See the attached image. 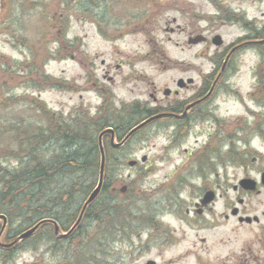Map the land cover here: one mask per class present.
Wrapping results in <instances>:
<instances>
[{
  "label": "flooded vegetation",
  "instance_id": "1",
  "mask_svg": "<svg viewBox=\"0 0 264 264\" xmlns=\"http://www.w3.org/2000/svg\"><path fill=\"white\" fill-rule=\"evenodd\" d=\"M160 1L90 0V17L99 19L105 10L113 11V5L123 4L124 8L118 13L119 19H140L147 13L143 8L144 3L160 8ZM205 1L217 8L219 13L223 12L224 16L232 17L225 22L228 20L231 22L229 24H238V15L224 10L222 2ZM94 2L100 5L96 7ZM164 2L174 3L179 0ZM7 4V0H4L3 6L10 10ZM125 5H130V9H126ZM3 6L0 10L2 8L4 11ZM132 10L135 13L129 14ZM155 18L152 15L136 31L150 33L155 28ZM172 23L176 24L175 18ZM242 23H245L243 27L247 30L243 38L229 44L221 38V45L216 47L213 43L215 36L211 37L209 44L215 47V51L209 58L208 72L190 77L186 75L189 73L187 70H179L180 76L169 75L163 83L147 81L145 91L142 90L147 99L124 101L116 97L108 87L114 86L117 78L129 83L149 80L134 69L125 70L126 67L134 66L129 61L110 64L100 60L101 81L97 79L98 70L94 61L90 62L91 87L100 94L101 99L96 112L98 115L108 112L113 117L108 125L114 131V145L110 135H105L104 138L108 136L109 144L116 154L121 155L128 143L139 135H134L122 147H117L125 134L137 124L153 117L143 129L151 130L156 148L159 140L163 143L156 150L155 163L159 161V164H163L162 168L170 169L163 175V179L167 181L165 190L164 186L155 190L157 194L160 193L155 206L163 207L172 219L169 233L174 242L184 240L187 232L193 233L191 243L195 252H182L181 257L177 256L178 260L183 258L188 261L193 256L190 264H264V76L254 74L250 90L244 93L252 102V107L237 100L242 106L244 117L236 118L232 123L222 116L219 107L222 96H241L240 91L233 86V79L239 68L236 58L248 52L260 53V48H264V42L259 43L264 38H255L256 31L264 32V24L257 29L254 20H242ZM92 24L100 33L99 24L96 21ZM166 30L173 33L180 30V26L176 25L175 30ZM195 31L196 29L191 32ZM202 40L201 36L196 35L194 38L190 36L188 42L199 43ZM158 63L156 67L162 70V74H166L173 71L175 61L165 59ZM191 139L193 141L189 142ZM148 163L149 160L142 163V168L148 166ZM111 173L110 185L103 186L97 198L83 213L80 224L72 231L92 189L86 193L81 188L32 190V195L40 194L38 200L43 203L44 209L57 210L66 207V216L44 217L52 219L53 222L45 221L29 238L14 243L10 248H0V264H19L15 256L21 255L23 249H31L34 259H38L39 263L35 261L33 264H49L46 259L49 253L57 257L54 264H93L90 258L93 252L88 243L85 245L90 249L89 252L74 254L75 252L70 253L67 250L70 244L84 236V224L94 220L93 210L102 199L128 201L131 198L129 187L125 194L118 192L117 185L123 182L122 175L115 171ZM246 180L250 183L246 184ZM79 193L84 194L79 197ZM55 225L58 227L57 235ZM65 234V237L56 238ZM85 237L83 238L90 241V237ZM15 238V235H11L9 241L1 242L11 244ZM36 243H49V247L45 253L36 252Z\"/></svg>",
  "mask_w": 264,
  "mask_h": 264
},
{
  "label": "rangeland",
  "instance_id": "2",
  "mask_svg": "<svg viewBox=\"0 0 264 264\" xmlns=\"http://www.w3.org/2000/svg\"><path fill=\"white\" fill-rule=\"evenodd\" d=\"M3 1L0 0V7L3 6ZM81 1L65 0L63 3L61 0H7L10 10L6 9L7 6H3L4 11L1 8L0 70L5 71V74H2L5 77L0 80L3 85L0 88V156H6L2 153L6 152L5 144L12 133L5 121L8 117L13 119V114L22 110V96L28 100L38 99L46 106L47 111L64 119L79 110L96 112L101 99L100 94L91 87V61H94L98 70L97 79L100 81V60L110 64L120 61L132 63L133 68L126 67L125 70L134 69L149 80L129 83L117 78L116 84L108 87L116 97L124 101H133L136 98L143 100L148 98L142 94L147 81L163 83L169 75L180 76L179 70H187L189 73L186 75L190 77L208 72L209 58L215 51V47L209 44L211 37L219 35L229 44L246 36L247 30L243 27L245 23H242V20H254L257 29L264 24V0H218L222 2L224 10L238 15V24L234 25L229 24L231 22L228 20L225 22L227 18L232 17L224 16L223 12L219 13L217 8L205 0H179L174 3L159 0L160 8L143 6L147 11L146 16L131 21L129 26H122L130 21L129 18L119 19L118 15L124 5H113L112 15L109 17L111 25L107 28L108 36L104 37L92 24L90 16L79 13L78 5ZM125 8L130 9V5H125ZM134 11L129 14L135 13ZM152 15L156 17L155 28L150 33L136 31L149 21ZM173 18L176 19V24L172 23ZM176 25L180 26V30L173 33L166 30H175ZM194 29L196 31L192 33ZM196 35L201 36L203 40L199 43H189V37L194 38ZM165 59L175 63L171 73L162 74V70L156 66L159 65L158 61ZM260 61L261 55L257 52H248L236 58L239 68L233 79V86L240 91L241 96H222L219 106L222 116L232 123V120L244 117L242 106L237 100L245 106H253L244 93L250 90L252 76L255 74L253 71ZM182 65L184 68L180 67ZM23 66L26 67L28 75L31 74L27 81L36 79L32 71L35 68L40 73L54 78L59 87H44L40 90L20 79L14 81V78L25 72L22 73ZM192 141L191 139L189 142ZM154 144L156 142L152 138L151 130L147 129L135 137L121 155H116V164L112 170L122 175V180L129 184L131 198L130 201L102 199L97 205L98 208L108 205L125 210L122 217H118L119 220L114 219L100 237L102 245L97 248L107 253L100 254L96 249L95 256L103 264H145L147 261H155L156 264H190L189 262L193 261L192 254L189 261L177 258L182 256V252H195L191 243L193 233L187 232L184 240L174 242L169 233L172 219L163 207L155 206V201L160 196L155 190L162 186L165 190L167 181L163 179V175L170 169L162 168L163 164H159V161L155 163L154 155L163 143L159 140L157 148ZM47 148H50L45 150L47 153L52 152L54 144ZM142 156H147L150 161L146 168H142ZM130 159L138 162L135 168L126 165ZM17 165L18 160L12 156L0 157V168L13 172ZM69 182L66 178L59 179L57 183L59 187H64ZM117 187H120V184ZM112 211L108 210L106 215H112ZM146 215L151 219L145 224L140 219ZM110 219L112 218L107 217L105 224L108 222L109 225ZM20 224L21 220H14L9 234L16 235ZM123 225L125 228H121ZM102 226V223L96 220L84 224L87 233L85 236L90 237L91 251L95 249L96 234ZM85 238L70 244L67 251L75 252L74 254L79 251L89 252L90 249L85 245L89 241ZM36 247V252L45 253L49 243H36ZM22 252L18 257L15 256L19 264H33L38 261L34 259L31 249H23ZM56 258L50 253L46 255L49 264L56 263Z\"/></svg>",
  "mask_w": 264,
  "mask_h": 264
},
{
  "label": "trees",
  "instance_id": "3",
  "mask_svg": "<svg viewBox=\"0 0 264 264\" xmlns=\"http://www.w3.org/2000/svg\"><path fill=\"white\" fill-rule=\"evenodd\" d=\"M61 1L65 2V0ZM93 5L97 7L100 3L94 2ZM143 5L145 6L146 3ZM78 6L79 13L90 16V7L92 6L90 0H82ZM110 12L111 10H105L104 15L99 19L90 17L99 24L101 27L100 34L104 37L108 36L107 28L111 25ZM130 22L131 20L125 26H129ZM117 24L121 26V23L118 22ZM255 38L263 39L264 32L256 31ZM260 49L261 62L256 68V76H264V48ZM60 56L63 55L60 54ZM23 71L25 72L23 73ZM32 71H34L35 80L27 81L31 74L28 75L26 67L23 66V74L14 78V81L20 79L28 82L31 87L40 90L44 87H59L54 78L40 73L35 68ZM2 74H5L4 70H0V80L5 77ZM39 82L41 84H37ZM2 87L0 82V88ZM20 101L23 103L22 110L13 114V119L8 117L5 121L12 133L5 144L6 152L2 154L18 160V165L13 172L0 168V214L5 215L9 222L3 241L11 239L9 233L11 223L14 220H21L17 235L44 217L63 218L66 216L65 212L68 210L66 207L57 210L44 209L43 203L38 200L40 194L33 193L34 195H32V190L58 188V180L66 178L70 182L61 188H81L86 193L95 186L100 167L97 136L104 128L110 126L108 125L110 121H113V117L108 112L90 117L89 111L86 110H79L63 121L62 117L47 111L46 106L38 99L31 98L28 100L22 96ZM2 125L4 126V121ZM53 144L54 150L47 153L45 150H49L50 148L47 147H52ZM103 148L105 153L104 186L107 187L112 179L110 171L116 164L117 156L109 144L108 136L103 139ZM84 193H79V197H82ZM27 196L30 197L28 205ZM110 209L113 210L112 215H106ZM93 213L96 222L103 225L96 234L94 252L99 250L103 254L104 250L97 248L102 245L100 237L104 235L114 219L119 220L122 217L125 210L121 207H99L94 209ZM107 217L112 218L109 225L108 222L105 224ZM1 224L0 222V231ZM97 236L99 237L97 238ZM91 260H93V264H100L101 262L95 257H91Z\"/></svg>",
  "mask_w": 264,
  "mask_h": 264
},
{
  "label": "water",
  "instance_id": "4",
  "mask_svg": "<svg viewBox=\"0 0 264 264\" xmlns=\"http://www.w3.org/2000/svg\"><path fill=\"white\" fill-rule=\"evenodd\" d=\"M213 43L215 46H220L222 41L220 36H216L213 40ZM151 120H153V118H149L146 121L140 123L139 125L135 126L133 129H131L127 135L124 137V139L116 146H122L136 131H138L139 129H141L142 127H144L146 124H148ZM105 134H109L111 136V141H113V137H114V132L112 129L108 128L106 130H104L103 132H101L98 136V146H99V150H100V154H101V163H100V169H99V175H98V181H97V185L94 188V190L91 192L90 196L88 197V199L86 200L85 204L83 205V208L81 210V213L76 221V223L74 224V226L72 227V230L74 228H76L81 220V217L83 215V212L85 211V209L87 208V206L94 201V199L97 197V195L99 194L101 188H102V184H103V178H104V164H105V155H104V151H103V146H102V137ZM147 159L146 156H143L141 158V162H144ZM137 161L135 160H130L127 162V166L132 168L136 165ZM246 184H249L250 181L246 180L245 181ZM127 191V186L126 185H122L119 189V192L121 194H124ZM0 220L3 221V225H2V229L0 232V237L4 231V228L6 226V217L4 215H0ZM45 221H41L40 223H38L37 225H35L33 228L29 229L28 231H25L23 233H21L14 241L18 242L20 240L26 239L28 237H30L38 228V226L43 223ZM58 231V227L55 226V233L57 234ZM64 237V235L62 236H57V238H62ZM13 244H9V245H3L0 242V246L3 248H9L11 247ZM146 264H156L154 261H148Z\"/></svg>",
  "mask_w": 264,
  "mask_h": 264
}]
</instances>
